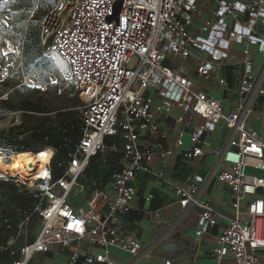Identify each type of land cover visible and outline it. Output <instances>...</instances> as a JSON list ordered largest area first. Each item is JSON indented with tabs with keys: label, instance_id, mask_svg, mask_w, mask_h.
<instances>
[{
	"label": "built area",
	"instance_id": "2783aa9c",
	"mask_svg": "<svg viewBox=\"0 0 264 264\" xmlns=\"http://www.w3.org/2000/svg\"><path fill=\"white\" fill-rule=\"evenodd\" d=\"M40 44L44 57L67 64L65 78L79 90L82 132L60 176L53 177L51 152L34 179L13 177L36 191L35 210L42 226L32 242L17 249L8 241L9 254L19 255L8 264H26L49 244L65 247L76 238L96 244L102 252L73 254L70 264L79 259L117 264L108 257L109 246L134 256L143 254L145 248L138 240L118 230L116 210L128 209L135 193L130 184L134 175L150 172L153 158L173 153L161 141L139 146L135 122L140 128L160 132L159 121L173 107L181 114L163 123L176 129L178 146L185 132L184 116L191 112L200 118L188 133L191 147L182 157L192 160L214 154L221 164L216 178L231 191L235 214L218 236L217 264L226 256L231 264H264V141L245 125L249 110L243 98L257 93L264 100V69L255 73L249 48L264 53V0H55L42 20ZM235 50L240 63L239 101L224 112L216 98L194 87L183 63L191 60L198 77H215L223 85L226 81L220 71L235 57ZM220 121L232 131L226 145L203 149L201 135L213 131ZM118 133L124 140L121 147L105 142L107 136ZM106 147L120 149L127 158L112 174L115 198L103 196L104 213L92 200L86 209L76 211L67 196L89 158ZM247 167L259 174L248 173ZM203 182L201 175H193L184 185L172 187L182 208L200 206L198 225H214V209L197 199ZM99 195L103 193L94 197Z\"/></svg>",
	"mask_w": 264,
	"mask_h": 264
},
{
	"label": "crops",
	"instance_id": "0c3cea01",
	"mask_svg": "<svg viewBox=\"0 0 264 264\" xmlns=\"http://www.w3.org/2000/svg\"><path fill=\"white\" fill-rule=\"evenodd\" d=\"M249 48L253 56V69L255 73H260L264 69V53L258 52L254 46ZM166 63L176 66L168 60ZM183 64L186 74L193 78L196 89L216 98L224 112L235 108L239 101L237 73L240 63L237 50L235 57L220 71L226 81L223 85H219L215 77L207 80L198 77L191 60ZM243 98L249 110L244 117L245 125L264 141L263 97L253 93ZM180 114L181 110L173 107L170 113L164 116L163 121L170 122ZM163 121H159L160 132L140 128L138 122H135L139 146L144 147L155 141H161L173 153L164 158H153L149 163L150 172H137L130 182L135 193L129 200L128 209L116 210L119 219L118 230L125 237L138 240L145 248V252L134 256L116 246H109L108 257L117 264H165L166 260H169L170 264H217L214 249L218 245V236L235 214L231 206L230 188L216 178L221 164L214 154L206 153L192 160H187L181 155L184 150L191 147L188 133L200 121L197 115L188 112L184 116L182 128L185 132L182 144L179 146L175 142L176 129L168 127ZM53 124V116H51V125ZM77 125L80 132L81 123ZM231 134V129L224 121H220L213 131L201 135V146L203 149L224 147ZM105 142L107 144L115 142L121 147L124 140L118 133L107 136ZM47 148L53 155L55 154L56 159L66 160L65 164L72 153L69 150L64 157V151L53 147ZM126 161L127 158L120 149L113 151L108 147L90 157L85 169L78 176L74 189L69 192L67 202L76 211H83L92 200L91 203L97 210L106 212L107 206L103 196L115 198L112 174L120 170ZM247 169L259 174L254 168L247 167L246 171ZM55 170L57 171L56 168ZM158 173H161V176H158ZM193 175H201L204 179L197 199L200 203H208L214 209L216 215L214 225L208 222L198 225L200 206L193 204L182 208L178 203L172 186L184 185ZM7 185L11 187L5 189L4 185L0 188V264H8L13 259L19 258V255L9 254L8 241L12 242L11 247L17 249L32 242L42 226L41 218L35 210L39 200L36 191L29 184L8 182ZM55 192L60 193V189L56 188ZM98 192H102L103 195L94 197ZM244 204L245 202H242V205ZM86 252L101 253L102 249L94 243L77 238L65 247L54 242L49 244L46 251L36 253L26 264H70L69 260L73 254L81 255ZM75 264L101 263L92 259L88 261L79 259ZM221 264H231L230 257H223Z\"/></svg>",
	"mask_w": 264,
	"mask_h": 264
},
{
	"label": "trees",
	"instance_id": "16d2710c",
	"mask_svg": "<svg viewBox=\"0 0 264 264\" xmlns=\"http://www.w3.org/2000/svg\"><path fill=\"white\" fill-rule=\"evenodd\" d=\"M54 3L55 0H10L8 2V9L6 10V14H8L7 23L0 20V65L6 64V58L1 52L4 39H19L21 42L20 60L23 76L30 77L37 74L44 78L51 73L57 77L58 85L64 86L62 76L53 61L41 54V23L46 12ZM8 79L9 76H5L0 82L4 85L3 93L5 94V97H0V119L13 112H21L23 132L33 135L37 141L32 145L22 141V139H10L9 136H6L1 138L0 148L17 154L24 151L36 153L47 147H53L64 151V157L67 156L69 150L73 151L82 132L78 100H75L71 105L55 109L54 124L51 125L49 115L52 110L42 101L33 98L25 87L19 85L20 82L14 80L9 84L6 82ZM79 122L81 123L80 132L77 128ZM54 155L51 160V169L53 177L56 178L63 173L66 160L56 159ZM1 171L7 173L5 170ZM7 174L12 176L9 173ZM8 182L15 183L16 181L9 178L0 179V188L4 185L5 189L11 187L7 185Z\"/></svg>",
	"mask_w": 264,
	"mask_h": 264
},
{
	"label": "rangeland",
	"instance_id": "374dc122",
	"mask_svg": "<svg viewBox=\"0 0 264 264\" xmlns=\"http://www.w3.org/2000/svg\"><path fill=\"white\" fill-rule=\"evenodd\" d=\"M9 1L10 0H0V20L4 23H7L8 19L6 10L8 9L7 4ZM1 52L6 58V64L3 66L0 65V82L5 78V76H9V79L6 81L9 84L14 80H16V82H20L19 85L25 87L32 94L33 98L42 101L43 104L52 110L49 117L54 116L55 109L71 105L75 100H78V106L80 105L79 90L72 86L71 83L65 78V76H67V64L63 60L57 58L56 61L53 62L58 70L60 68L59 72L64 83V86H59L57 77L51 73L47 74V77L44 78H41V76L37 74L30 77L23 76L20 60L21 42L19 39L12 40L5 38L3 45L1 46ZM3 90L4 85L0 83V97H5ZM21 123V112H13L5 118H1L0 140L1 138L9 136L10 139H22L24 142L30 143L32 145L35 144L37 141L36 137L23 132L24 130L23 126H21ZM0 152V157H2L4 161L9 162V156L12 153L7 152L3 148H0ZM5 171H8L10 174V170L7 169ZM247 172L253 173V171L248 169ZM0 176L15 180V178L9 176L7 173H0ZM15 181L17 182V180ZM17 183L21 182L18 181Z\"/></svg>",
	"mask_w": 264,
	"mask_h": 264
},
{
	"label": "bare ground",
	"instance_id": "6f19581e",
	"mask_svg": "<svg viewBox=\"0 0 264 264\" xmlns=\"http://www.w3.org/2000/svg\"><path fill=\"white\" fill-rule=\"evenodd\" d=\"M50 154L51 150L47 148L36 153L30 151L12 153L9 156V162L0 157V169L10 170L12 177H17L20 180L34 179L35 172L42 167ZM0 173L4 174L5 172L0 171Z\"/></svg>",
	"mask_w": 264,
	"mask_h": 264
}]
</instances>
